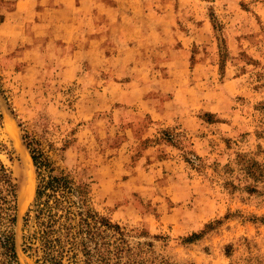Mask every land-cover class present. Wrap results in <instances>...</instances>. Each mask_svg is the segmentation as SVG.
I'll return each mask as SVG.
<instances>
[{"label":"rangeland","instance_id":"374dc122","mask_svg":"<svg viewBox=\"0 0 264 264\" xmlns=\"http://www.w3.org/2000/svg\"><path fill=\"white\" fill-rule=\"evenodd\" d=\"M112 1L97 21L88 2L73 40L20 34L0 0V158L22 264L28 143L146 264H264V0Z\"/></svg>","mask_w":264,"mask_h":264},{"label":"trees","instance_id":"16d2710c","mask_svg":"<svg viewBox=\"0 0 264 264\" xmlns=\"http://www.w3.org/2000/svg\"><path fill=\"white\" fill-rule=\"evenodd\" d=\"M0 113V128L2 127ZM37 175L33 203L24 218L22 252L35 264H146L126 231L88 206L86 187L27 145ZM7 151L0 136V152ZM18 184L0 158V264H22L16 233ZM264 220V219H263Z\"/></svg>","mask_w":264,"mask_h":264},{"label":"crops","instance_id":"0c3cea01","mask_svg":"<svg viewBox=\"0 0 264 264\" xmlns=\"http://www.w3.org/2000/svg\"><path fill=\"white\" fill-rule=\"evenodd\" d=\"M3 5H7L6 8L10 10H3L2 14L5 15L4 24L10 20V18L16 15L17 25L16 28L20 30V34L23 35H39L48 36L50 38L56 37H71V39L84 38L86 33L80 29L82 23L85 22L86 16L80 11L86 6V4L92 3L93 13L91 17L94 21L101 18L102 13H109L110 9H102L105 6H109L113 1L111 0H1ZM132 1L136 4L142 3L143 0H116V5L120 3ZM90 2V3H88ZM115 4V3H114ZM10 5L11 7H8ZM32 6V7H31ZM29 7L28 11H24V8ZM109 8V7H108ZM104 10V12H102ZM35 11L36 14L33 12ZM32 14V18L25 19V14ZM109 15V14H108ZM88 19V18H87ZM90 19V18H89ZM67 31L73 32L71 35ZM43 32V33H42ZM95 36V37H94ZM97 36L101 37L102 33L93 34L94 42L89 48L95 52L98 44H94L97 40ZM140 36V35H138ZM96 40V41H95ZM132 48H129V51ZM136 50V49H135ZM98 51V50H96ZM128 51V50H126ZM133 51V49H132ZM97 53V52H96ZM136 59V58H135ZM134 62V59L132 60Z\"/></svg>","mask_w":264,"mask_h":264},{"label":"bare ground","instance_id":"6f19581e","mask_svg":"<svg viewBox=\"0 0 264 264\" xmlns=\"http://www.w3.org/2000/svg\"><path fill=\"white\" fill-rule=\"evenodd\" d=\"M21 206V205H20Z\"/></svg>","mask_w":264,"mask_h":264}]
</instances>
